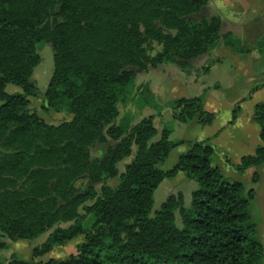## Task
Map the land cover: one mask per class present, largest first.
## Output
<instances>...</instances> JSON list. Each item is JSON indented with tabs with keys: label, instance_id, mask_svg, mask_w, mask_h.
Returning a JSON list of instances; mask_svg holds the SVG:
<instances>
[{
	"label": "trees",
	"instance_id": "16d2710c",
	"mask_svg": "<svg viewBox=\"0 0 264 264\" xmlns=\"http://www.w3.org/2000/svg\"><path fill=\"white\" fill-rule=\"evenodd\" d=\"M207 6L208 0H0V235L31 241L51 229L34 256L83 236L65 258L12 255L0 264H263L249 211L254 191L222 174L208 139L171 140L173 123L158 132L153 115L115 122L119 105L130 101L133 68L173 63L187 71L190 60L218 45L252 51L232 31H221L220 14L202 15ZM152 42L161 49L151 56ZM40 43L53 50L44 109L71 114L57 125L28 108ZM254 49L264 53V35ZM8 84L21 91L8 93ZM170 107L182 123L204 126L215 117L200 95L173 99ZM238 112L236 104L228 124ZM252 118L264 141V102L255 103ZM96 143L105 145L99 157L91 154ZM180 144L186 149L161 169ZM263 163L258 146L235 169ZM178 172L196 183L189 204L179 191L151 213L154 190ZM116 176L115 186L104 182Z\"/></svg>",
	"mask_w": 264,
	"mask_h": 264
},
{
	"label": "rangeland",
	"instance_id": "374dc122",
	"mask_svg": "<svg viewBox=\"0 0 264 264\" xmlns=\"http://www.w3.org/2000/svg\"><path fill=\"white\" fill-rule=\"evenodd\" d=\"M213 1L217 2L219 0ZM258 1L259 0L251 2L249 0H244L242 3L245 4L247 2V5H250L248 8L249 13L257 11V6L255 3ZM211 13H213V9L208 0V6L202 10L201 14L210 15ZM262 19H264V17ZM244 28H251L248 32L249 35L247 38L249 44L246 46L250 47L252 50H256L254 49L253 41V39L259 33L257 30L258 25L256 20H254V22L251 21V23H248ZM226 29V26L223 25L221 31H230ZM241 30V28H237L235 31L241 33ZM160 49V44L152 42V47L149 49V54L152 56ZM220 49L221 54L220 50H218L217 54L222 55V59L221 62L217 63V65H212L214 62L218 61L215 59H210L212 54L210 55L209 51L206 54L190 60V67L187 69V71L180 70L173 63H159L154 67L148 65L146 70L133 68L135 71V78L132 84L129 86L130 101L125 105H119V115L115 119V122L119 123L124 119H129L131 122L135 123L144 116L153 115V123L158 132L161 131L163 124L166 122L173 123L174 131L175 123H177L178 125L176 127V131L173 136L172 131L169 139L173 137L179 138L181 135L184 136L183 132L185 129L180 128L182 125L179 123L182 122L173 119L174 113L170 107V101L179 97L196 96L198 93H200L198 95L202 97H204L205 93H207L209 96H213V98H215L221 107L220 113L224 114L226 111L225 102L227 100H234L240 98L241 96L247 95V93H249V89L252 86H256L264 82V75L253 77V72L256 69L259 67H264V61L255 59L253 57H249L248 60L241 61L239 59L241 57L240 54L230 51L225 46L220 47ZM36 51L40 57V61L32 72V79L35 81V92L33 96L28 97V108L30 112L37 113L38 116H40L45 122L49 124L57 125L63 121H68L71 118V114L67 109H44V106L46 105L43 93L52 75L53 50L49 44L40 43L36 46ZM205 67L208 68L207 70L205 69L206 71L204 70ZM209 68L211 71L208 72V70H210ZM218 82L221 85V88L219 87L220 89L215 88L219 86ZM202 84L205 87L201 90ZM6 91L8 93H17L21 91V88L17 85L8 84L6 86ZM190 133H193L192 130L191 132L189 130L186 131L187 136L191 135ZM104 148L105 145L97 143L94 144L91 147L92 156L99 157L102 154ZM134 151L135 146H132V153L117 163L119 172H122L124 170V165L130 162ZM104 182L110 187H113L118 182V176L105 177ZM195 187L196 183L187 178L182 172H178L173 177L164 178L154 190V203L151 213L159 208L161 202H163L169 194L179 191L184 193V205H188L190 192ZM255 220L256 216L254 214V221ZM50 230L31 241L25 239L11 241L10 239L0 235V240L6 244V247L0 250V262H5L12 255H15L19 259L28 261L46 260L48 258L62 259L71 253H75L76 244L81 242L83 239V236L79 235L63 246H56L52 248L46 254L39 256L32 255L33 247L40 245L45 240Z\"/></svg>",
	"mask_w": 264,
	"mask_h": 264
},
{
	"label": "crops",
	"instance_id": "0c3cea01",
	"mask_svg": "<svg viewBox=\"0 0 264 264\" xmlns=\"http://www.w3.org/2000/svg\"><path fill=\"white\" fill-rule=\"evenodd\" d=\"M243 1L244 0H219L217 2H214L213 0H209L213 12L220 14L222 18V28L224 25L227 28L226 30H230L233 32L237 28H241V33H238L237 31H235L234 33L241 38L244 45H247L249 44L247 40L249 35L248 32L251 28L248 29L244 27L248 23H251V21L254 22V20H256V23L258 25L257 30L259 32L258 35L253 39L254 43L264 35V19H262L264 17V0H259L257 3H255L257 6V11L249 13L248 8L250 5H247V2L243 4ZM249 1L253 2L255 0ZM220 47L222 46L218 45L211 50L212 52L210 51V55L212 54V56H210V59H218V62H214L212 65H217V63L221 62L222 55L217 54L218 50H220L221 54ZM240 55L241 57L239 59L241 61L248 60L249 57L264 61V53H260L256 50H252L246 55ZM209 71H211V69L208 70V72ZM261 75H264V67H259L253 72V77ZM220 86L221 85L219 83V86L215 88L220 89ZM256 86H258V88H255L251 93H247V95L241 96L238 99L227 100L225 102L226 111L224 112V114L220 113L221 107L217 103L215 98L205 93L203 97L204 109L215 114L214 120L210 124L204 126L199 125L194 121L179 123L180 125H182L180 128L185 129L183 132L184 136L181 135V137L179 138L173 137L171 139H208L209 143L215 149L216 164L222 174L233 180L240 181L246 190L249 188L253 189L254 196L249 201V211L253 221L254 214L256 216V220L254 222L256 223L257 233L260 241L264 246V163L257 167H249L242 173L238 172L235 169V165L239 162L241 156L252 154L258 146H264V141H262L259 137V125L252 118L253 106L255 105V103L264 102V82ZM204 87L205 86H203L202 84L201 90ZM254 87L255 86H252L249 91ZM236 104H239V112L237 113L234 122L228 124V121L231 118L232 109ZM177 125L178 124L175 123L172 136L176 131ZM187 130H189L190 132L192 130L193 133H190L191 135L187 136ZM185 149L186 146L183 144H180L171 149L167 157L160 164V168L165 170L170 167L176 161L178 155ZM254 172L257 174L258 179L253 183L251 179ZM181 193L183 194V201L185 202L184 193L182 191Z\"/></svg>",
	"mask_w": 264,
	"mask_h": 264
}]
</instances>
